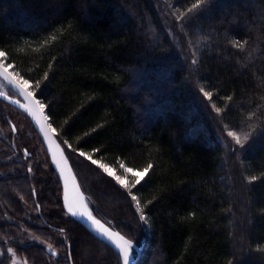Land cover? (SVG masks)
Returning a JSON list of instances; mask_svg holds the SVG:
<instances>
[{
	"label": "trees",
	"instance_id": "16d2710c",
	"mask_svg": "<svg viewBox=\"0 0 264 264\" xmlns=\"http://www.w3.org/2000/svg\"><path fill=\"white\" fill-rule=\"evenodd\" d=\"M0 52L44 105L93 215L146 239L138 264H264V0H0ZM15 113L0 99V237L14 220L54 247L17 246L28 264H123L65 212L40 136ZM101 164L148 171L128 187Z\"/></svg>",
	"mask_w": 264,
	"mask_h": 264
},
{
	"label": "water",
	"instance_id": "95a60500",
	"mask_svg": "<svg viewBox=\"0 0 264 264\" xmlns=\"http://www.w3.org/2000/svg\"><path fill=\"white\" fill-rule=\"evenodd\" d=\"M0 78H2L4 82L20 97V98H16L0 91V99L7 102L17 110L22 111L30 118L44 144V147L51 161V164L54 170L56 171L62 184V188H63L62 200H63V206L65 212L71 218L81 223L96 238L114 247L121 255L122 253L120 251V248L117 247V245H119L120 247H126L127 245H125L124 241L125 240L128 241L130 243L128 264H138L140 259L142 258L143 251L145 249L146 239L142 241L141 245H138L137 243H135L134 241L130 240L125 235H123L120 231L114 229L112 226L107 224L105 221L95 217L93 214H91V216L93 217L94 220L99 221V223L94 224L92 223V221L87 220L86 218L79 216L74 217L68 211V208L65 204V177H69L68 180L69 200H72L73 197L75 196L76 189L79 190V193L82 195L83 199H85L86 196L81 188L78 177L74 171V168L66 153L64 146L58 139L56 132L52 131L53 127L50 123L49 118L47 119V121H44L39 114L34 116L31 111H29L26 107H23L24 105H28L29 107H31L29 101L25 99V95H24L25 92L32 93L34 99H38V98L28 86L23 85L22 80L14 73L11 67L6 65L5 62L1 60H0ZM33 111H35V109H33ZM43 116H47L45 108L43 111ZM45 131L48 132L47 137H45ZM58 163H59V167L57 166ZM105 230H107V232L111 235V240H109L105 235H103ZM121 237H123V239H121ZM71 264H73L72 259H71Z\"/></svg>",
	"mask_w": 264,
	"mask_h": 264
},
{
	"label": "rangeland",
	"instance_id": "374dc122",
	"mask_svg": "<svg viewBox=\"0 0 264 264\" xmlns=\"http://www.w3.org/2000/svg\"><path fill=\"white\" fill-rule=\"evenodd\" d=\"M0 60L3 61L2 57H0ZM28 87H29V85H28ZM0 91H2L5 94L12 95V92L9 90L8 85L4 82V80L2 78H0ZM14 118H15L14 119L15 124H18V122H19V124L21 122H23L24 125L26 126V128L29 130V132L32 133L33 136H36L39 138V135H38L37 131L35 130V127L33 126L32 121L26 115H21L19 113H15ZM231 138L233 140H235L233 137H231ZM13 140H15V139H13ZM39 141H40V139H39ZM13 145H15V144H13ZM39 145H40L39 149H40L41 155L44 154V157H46L45 160L49 161L47 158L48 154L46 152V149H45L43 143H40ZM235 145L237 146V144H235ZM2 150L5 151L6 148H5V146L0 144V152ZM0 162H1V157H0ZM47 165H48V163H47ZM106 167H108V166H106ZM111 170L113 172V175L116 177H119L120 180H123L125 182L123 185H127L128 187H130V181H136V179H137V177L135 175H133L132 172L126 171L127 175L125 174L124 176H121V175H117L113 169H111ZM134 172H136V171H134ZM140 173H144V172H140ZM145 174L146 173L143 174L141 179H143ZM87 203H88V201H87ZM88 205H89V203H88ZM89 207H90V205H89ZM90 209H91V207H90ZM92 214H93V212H92ZM32 219H34V216H31V217L28 216L26 218V221L29 224H31L33 222ZM13 224L16 225L18 223L14 220H8V225H11V227L9 228V231H12V234L10 236L7 235V236H1L0 237V263L4 259L5 255L8 254L11 257L10 264H28V262L25 259H23L22 257H20L17 254V250H16L17 246L25 247V246H30L32 244H38V245L45 246L47 249L55 250L53 246L47 245L39 237L35 236L31 231H29V229L26 228V226H24L23 224H20L21 229L16 228V227L12 228ZM123 264H124V260H123Z\"/></svg>",
	"mask_w": 264,
	"mask_h": 264
},
{
	"label": "snow or ice",
	"instance_id": "6c2138e0",
	"mask_svg": "<svg viewBox=\"0 0 264 264\" xmlns=\"http://www.w3.org/2000/svg\"><path fill=\"white\" fill-rule=\"evenodd\" d=\"M3 55H4V53L0 52V57H2ZM5 71H6V69H5ZM22 83H23L24 86H28L29 85V81L28 80H24V81H22ZM36 87L39 88L40 85L37 84ZM24 95H25V99H27L29 101V104L31 105V107H29L28 105H24L23 107H26L29 111H31L34 116L39 114L44 121H47L48 117L47 116H43L44 106L41 104V102L38 99H34L33 98V94L30 93V92H25ZM207 95L208 94L205 93V96H207ZM33 109H35V111H33ZM52 131L54 132L55 129H52ZM228 135L233 137L236 140L237 144L241 143L240 138L234 132H229ZM47 136H48V132L45 131V137H47ZM79 154L81 156L85 155L84 152H80ZM89 159L91 160L92 164H97L96 160L91 159V157H89ZM57 166L59 167V163L57 164ZM100 167L103 168V170L109 176L113 175V172H112V170L110 168L106 167L103 164H101ZM126 171L127 172H132L133 175H135L137 177V179L135 181V184H140L143 174L147 173L148 169L145 168L144 169V173L134 172L133 169H131V168L126 169ZM116 179L121 184L125 183L123 180H120L119 177H116ZM68 180H69V177H65V204H66V206L68 208V211L74 217L79 216V217H83V218H86L87 220L92 221V223H94V224L99 223V221L94 220L93 217L91 216V214L88 213L86 210H80L82 207H84V202H83V197L79 193L78 189H76L75 196L73 197V199L69 200ZM132 199L136 200V197L132 196ZM137 207H139V204H137ZM140 219L144 220L145 217L143 215H141ZM103 235H105L109 240H111V235L107 232V230L104 231ZM121 239H123V237H121ZM124 243H125V245H127L126 247H120L119 245H117V247L120 248V251H121V253L123 255L124 264H128L130 243L128 241H126V240L124 241Z\"/></svg>",
	"mask_w": 264,
	"mask_h": 264
},
{
	"label": "bare ground",
	"instance_id": "6f19581e",
	"mask_svg": "<svg viewBox=\"0 0 264 264\" xmlns=\"http://www.w3.org/2000/svg\"><path fill=\"white\" fill-rule=\"evenodd\" d=\"M83 202H84V207H82L80 210H86L88 213L92 214V211L87 203V200L86 198L83 199Z\"/></svg>",
	"mask_w": 264,
	"mask_h": 264
},
{
	"label": "flooded vegetation",
	"instance_id": "af4514ba",
	"mask_svg": "<svg viewBox=\"0 0 264 264\" xmlns=\"http://www.w3.org/2000/svg\"><path fill=\"white\" fill-rule=\"evenodd\" d=\"M8 88H9V90L12 92V95L11 96H13V97H16V98H20L9 86H8ZM9 95V94H8ZM16 109V108H15ZM19 111V110H18ZM20 113H21V115H26L25 113H23L22 111H19ZM27 116V115H26ZM28 117V116H27ZM29 118V117H28ZM30 119V118H29ZM33 124V123H32ZM34 126V125H33ZM15 126H13V128H14ZM14 130H15V128H14ZM36 130V129H35ZM17 130H15V132H16ZM39 135V134H38Z\"/></svg>",
	"mask_w": 264,
	"mask_h": 264
}]
</instances>
